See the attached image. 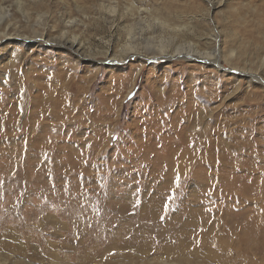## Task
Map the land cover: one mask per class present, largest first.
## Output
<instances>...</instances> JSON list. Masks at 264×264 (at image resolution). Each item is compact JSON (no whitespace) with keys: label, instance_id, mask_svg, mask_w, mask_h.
I'll list each match as a JSON object with an SVG mask.
<instances>
[{"label":"rangeland","instance_id":"1","mask_svg":"<svg viewBox=\"0 0 264 264\" xmlns=\"http://www.w3.org/2000/svg\"><path fill=\"white\" fill-rule=\"evenodd\" d=\"M117 1L0 0L22 32L0 41V264H264V195L263 209L251 198L264 182V83L246 75L264 81V0H143L172 26L188 21L169 48L220 50L222 67L157 58L134 82V57L99 62L126 39ZM32 27L44 39H25ZM61 32L97 58L93 80L90 58L76 64L48 39ZM67 88L73 122L62 105L41 118L38 102L62 104ZM193 118L211 138L182 157Z\"/></svg>","mask_w":264,"mask_h":264},{"label":"bare ground","instance_id":"2","mask_svg":"<svg viewBox=\"0 0 264 264\" xmlns=\"http://www.w3.org/2000/svg\"><path fill=\"white\" fill-rule=\"evenodd\" d=\"M143 0H124V2L122 3V8H124L123 10L125 11V13L130 17L129 21L127 25L125 26V34L126 35V39L125 42L123 44V46H121V49L119 50L120 54L119 56H115L114 54L111 55V53L108 54V50H104L103 52L101 51V55L103 56L102 58L99 59L100 63H104L107 64L109 66L115 65V64H119L118 62H125L129 57H134L135 60L139 61L138 66H143L145 61H154L157 58H163L170 61L172 58L174 59H184V60H198L199 62H203L205 64H210L213 68L215 69H220L221 64H220V59H221V51L220 50H216V49H210V50H199L195 47V45H183V44H178L177 46H175V48L171 49L169 48V42L170 39L173 37L172 34H177V31H181L178 29H176L177 27L180 26H184L185 29L190 27L187 22L184 23H176V26H172L171 23L169 24L167 22V19L163 18V15H161V13L159 12L158 8L154 9V7H150V5L147 3L146 5L143 4L142 2ZM118 2V1H117ZM121 2V0H120ZM118 2V3H120ZM145 2V1H144ZM146 3V2H145ZM107 5H111V3H108ZM119 5V4H118ZM117 5V3L113 6L107 7L108 11L110 13H116L118 11V9L120 10V7ZM9 6L1 4L0 5V41L1 39L3 40L5 37L7 39L12 38V39H16L21 35V31H19V28L15 25H17V23H13L11 24L10 22H8V20L11 18V14H9ZM43 14V13H42ZM165 16V15H164ZM39 19V18H37ZM37 21V20H36ZM36 26H42V22L40 23V21L36 22ZM40 24V25H39ZM45 28V27H44ZM159 30V32H167L168 34H170V38H165L162 35L161 36H156L153 35L155 33L156 30ZM48 30V29H47ZM146 30H149L150 35L149 36H144V32ZM157 32V31H156ZM25 33V32H24ZM27 34V33H26ZM28 34H30L31 36L26 35L25 39H27L28 41H32L33 39H35L37 36V40H40L41 38H43L42 36L44 35V30H40L38 31V29L32 27V29L28 32ZM157 34V33H156ZM48 35V34H47ZM46 35V36H47ZM212 35V34H211ZM4 37V38H3ZM45 37V35H44ZM141 37V38H140ZM176 37V36H175ZM48 38V36H47ZM52 38V40L54 39V41H52V43L58 44L59 46H61L62 48H64V50H70L73 51V53H75V55L77 56L75 63L78 64L80 61H78L79 59L82 58H90L89 60L92 61V66H94L92 68V70L90 69L89 72H85V76H86V81L88 80H93L95 78V76H97V71L100 68L99 62H95L97 60V58L95 57H91L89 55H85L84 53H81V43L79 42L78 38H76L75 36L73 37H68L66 32H61L60 35L56 38L54 37H49L48 39L50 40ZM6 39V40H7ZM44 39V38H43ZM175 39V38H174ZM47 41V39H46ZM15 42V41H13ZM18 42V41H17ZM45 42V40H44ZM2 43V42H1ZM16 43V42H15ZM26 44V43H25ZM171 49V50H170ZM14 50V49H13ZM17 50V49H16ZM26 51V50H25ZM113 51V50H112ZM117 51V50H116ZM115 51V52H116ZM20 52V51H19ZM69 53V52H68ZM17 54V53H16ZM92 55V54H91ZM117 55V54H116ZM16 58V57H15ZM23 59V58H22ZM24 59H28V58H24ZM158 60V59H157ZM20 61V60H19ZM129 61V60H128ZM136 61V62H137ZM149 61V62H150ZM9 62V61H8ZM16 62V61H15ZM134 63V62H133ZM177 63V62H175ZM18 64V63H17ZM123 64V63H122ZM129 64V62H128ZM136 63H134L133 65H135ZM178 64V63H177ZM183 65V64H182ZM16 66V64L14 65ZM77 66V65H76ZM136 66V65H135ZM141 67H137V68H129V75L133 78L132 81L134 82V79L136 80L137 74L138 72L141 70ZM24 67V66H23ZM127 67V65H126ZM194 67V66H193ZM9 68V67H7ZM182 68V67H181ZM189 68V67H188ZM21 69V68H20ZM79 69V68H78ZM172 69V68H171ZM235 69V68H234ZM237 69V68H236ZM233 70L232 68L229 69V71L233 70L235 72H237V70ZM144 70V69H143ZM23 71V70H22ZM173 71V70H172ZM16 72V71H15ZM21 72V71H20ZM49 72V71H48ZM179 72V71H178ZM40 73V72H39ZM58 74L61 75H65L63 69L54 72L52 77L57 76ZM127 74V75H128ZM245 74V73H244ZM16 75V74H15ZM21 75V74H20ZM71 75V74H70ZM248 76V79L250 83H261L264 81L261 80V78L255 74H246ZM164 76V75H163ZM246 76V77H247ZM24 77V76H23ZM168 77V76H167ZM236 79L238 78L237 76H234ZM51 78V77H50ZM98 78V77H97ZM214 78V77H213ZM25 79V78H24ZM30 79V78H29ZM43 79V78H42ZM73 79V78H72ZM167 79V78H166ZM165 79V80H166ZM209 79V78H208ZM54 80V78H53ZM238 80V79H237ZM236 83H239V80ZM6 81V79H5ZM31 81V80H30ZM36 81V80H35ZM69 81V79H68ZM196 81V80H195ZM39 82V81H38ZM57 82V81H56ZM62 83V81H60ZM161 82V81H160ZM159 82V83H160ZM166 82V81H165ZM42 83V82H41ZM70 83V82H69ZM210 83V82H209ZM241 83V82H240ZM6 84V83H5ZM213 84V83H212ZM219 84V83H218ZM72 87H76L77 90V94H80L81 88L82 86H78V85H74V83L72 84ZM166 85V84H165ZM221 85V84H220ZM240 86V85H239ZM50 87V85H49ZM78 87V88H77ZM157 87V86H156ZM162 87V85H161ZM168 87V85H167ZM36 88V87H35ZM63 88V87H62ZM65 88V87H64ZM209 88L210 85H209ZM66 89V88H65ZM84 89V88H83ZM86 89V88H85ZM131 89V87L129 88ZM128 89V90H129ZM69 88H67V90L65 91V101L62 104H56L52 106V103L49 102V100H47V102H38V108H40L41 110H39L38 108V115L41 118L44 117L45 114V109L48 112V109H55L58 106H63L60 107L59 109H62V112H64L66 114L67 117H64L65 120L70 121L71 120V114H69V112H66L67 109H71L74 108L73 110H77V106H75L73 104V101L71 102L69 100V94H70V90ZM197 90V88H196ZM212 90V89H211ZM192 91V90H191ZM205 91V90H204ZM21 92V91H20ZM158 91L156 89L155 94H157ZM168 92V91H167ZM27 93V92H26ZM110 93V92H109ZM192 93V92H191ZM217 93V92H216ZM4 94V93H3ZM196 94V93H194ZM71 95V94H70ZM111 95V94H110ZM158 95V94H157ZM193 95V94H192ZM218 95V94H217ZM216 95V96H217ZM30 96V95H29ZM42 96V95H41ZM190 96V95H189ZM198 96V94H197ZM20 97V96H19ZM108 97V96H107ZM112 97V96H111ZM160 97V96H159ZM193 97V96H192ZM29 98V97H28ZM175 98V97H174ZM1 99V98H0ZM37 99V98H36ZM35 99V100H36ZM161 100V98H159ZM190 99V98H189ZM195 99V98H194ZM209 99V98H208ZM207 99V100H208ZM215 99V98H214ZM217 99V98H216ZM186 100V99H185ZM203 100V99H202ZM205 100V97H204ZM107 101V100H106ZM200 101V100H199ZM211 101V100H210ZM7 102V101H6ZM18 102V101H17ZM201 102V101H200ZM44 103V104H43ZM103 103V102H102ZM107 103V102H106ZM189 104V103H188ZM193 104V103H192ZM195 105V104H194ZM203 105V104H202ZM201 105V106H202ZM7 106V105H6ZM12 106V105H11ZM67 106V109H65ZM192 106V105H191ZM221 106V105H220ZM5 107V106H4ZM45 107V109H43ZM175 107V106H174ZM219 107V106H218ZM204 108V107H203ZM223 108V107H222ZM2 109V108H1ZM43 109V110H42ZM100 109V108H99ZM213 109V108H212ZM218 109V108H217ZM5 110V109H4ZM198 110V109H197ZM211 110V109H210ZM207 110L206 111H210ZM215 110V109H214ZM213 110V111H214ZM220 110V109H219ZM150 111V110H149ZM172 111V110H171ZM205 111V110H203ZM212 112V111H211ZM210 112V113H211ZM161 113V112H160ZM205 113V112H204ZM51 114V113H50ZM106 114V113H105ZM185 114V113H184ZM203 114V113H202ZM200 114V115H202ZM71 115V116H70ZM189 115V114H188ZM209 115V114H208ZM145 116V115H144ZM181 116V115H180ZM199 116V115H198ZM146 117V116H145ZM2 118V117H1ZM26 118V117H25ZM24 118V119H25ZM53 118V117H52ZM179 118V117H178ZM191 118V117H189ZM205 118V117H204ZM154 119L160 123V117H158L157 115L154 116ZM169 119V118H168ZM197 119V118H196ZM202 118H199L198 121L195 120L193 118L189 120V123L191 126H193L194 122H197L199 124H197L198 126L194 127V128H188L189 129V133H187V135H180L181 137V141L185 144L186 146V150L184 153H182V157H185L184 155L186 154V157H195V151H194V147H192V145L194 143H196V146L199 145V142L201 141L202 143H205L203 145L207 146L208 144L206 143V140L204 138H211L208 137L210 135V132L207 130V126L208 124H204L201 121ZM34 120V119H33ZM55 120H57L55 118ZM184 120V119H183ZM187 120V119H186ZM184 120V121H186ZM207 120V119H206ZM209 120V119H208ZM32 121V120H31ZM73 122V120H71ZM141 121V120H140ZM153 121V120H152ZM188 121V120H187ZM210 121V120H209ZM208 121V122H209ZM4 122V121H2ZM25 122V121H24ZM38 123V122H37ZM67 123V122H66ZM143 123H146L145 121H143ZM142 123V124H143ZM188 123V122H187ZM210 123V122H209ZM60 124V123H59ZM167 124V123H166ZM21 125V124H20ZM31 125V124H30ZM144 125V124H143ZM9 126V125H8ZM60 126V125H59ZM180 126V125H179ZM150 127V126H149ZM162 125L160 124L158 126L159 130H163L162 129ZM176 127V126H175ZM188 127V126H187ZM245 127V126H244ZM153 128V127H152ZM18 129V128H17ZM144 129V128H143ZM147 129V128H146ZM180 129V128H179ZM210 129V128H209ZM32 130V129H31ZM149 130V129H148ZM142 131V130H141ZM157 130H155V132L150 133L151 135L157 136L160 135L158 132H156ZM167 131V130H166ZM19 132V131H18ZM143 132V131H142ZM46 133V132H45ZM184 133V131H183ZM186 133V132H185ZM37 134V133H36ZM145 134V133H144ZM174 134V133H173ZM38 135V134H37ZM46 135V134H45ZM138 135V134H137ZM142 135V134H141ZM199 135V136H198ZM43 137V136H42ZM141 137V136H140ZM143 137V136H142ZM44 140V139H43ZM42 140V142H43ZM209 140V139H208ZM46 142V141H45ZM180 143V142H179ZM34 146V145H33ZM181 150H185V148L181 149ZM171 152V151H170ZM202 152V150H201ZM255 152V151H254ZM253 153V152H252ZM45 154V153H44ZM207 154V153H206ZM3 155V154H2ZM10 155V154H9ZM30 155V154H29ZM252 155V154H251ZM254 155V154H253ZM252 155V156H253ZM259 155V154H258ZM25 156V155H24ZM172 156V155H171ZM209 159L211 158V155L209 153L208 155ZM217 156V155H216ZM34 157V156H33ZM42 157V156H41ZM173 157V156H172ZM183 159V158H182ZM176 161V160H175ZM235 164L232 165V167H234ZM237 166V165H236ZM57 170V169H55ZM31 172V171H30ZM66 172V171H65ZM261 172V171H260ZM259 172V173H260ZM259 173H256L259 174ZM263 174V173H262ZM259 176H261L259 174ZM38 177V176H37ZM159 178V177H158ZM263 178V177H262ZM255 188L257 189L256 194L258 196H253L251 198H258L259 199V203L261 205V208L263 209V202L261 203L260 198H263L264 195V182L261 181V184L258 183L257 187L255 185ZM40 189V188H39ZM259 191V192H258ZM260 197V198H259Z\"/></svg>","mask_w":264,"mask_h":264}]
</instances>
